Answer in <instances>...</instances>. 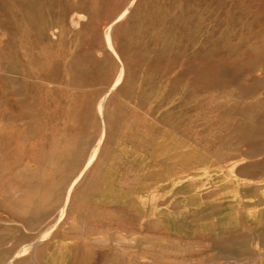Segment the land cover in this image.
Segmentation results:
<instances>
[{
  "label": "rangeland",
  "instance_id": "rangeland-1",
  "mask_svg": "<svg viewBox=\"0 0 264 264\" xmlns=\"http://www.w3.org/2000/svg\"><path fill=\"white\" fill-rule=\"evenodd\" d=\"M0 264H264V0H0Z\"/></svg>",
  "mask_w": 264,
  "mask_h": 264
}]
</instances>
